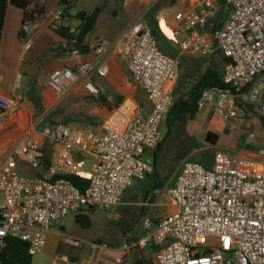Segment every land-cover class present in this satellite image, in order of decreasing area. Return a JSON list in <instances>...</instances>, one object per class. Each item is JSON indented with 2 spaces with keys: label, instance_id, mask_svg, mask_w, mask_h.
Masks as SVG:
<instances>
[{
  "label": "built area",
  "instance_id": "built-area-1",
  "mask_svg": "<svg viewBox=\"0 0 264 264\" xmlns=\"http://www.w3.org/2000/svg\"><path fill=\"white\" fill-rule=\"evenodd\" d=\"M66 8L60 4L54 29L63 23ZM224 8L229 9L228 17L217 27L214 22ZM172 18L173 34H183L178 55L161 48L143 15L116 40L89 44L97 57L110 54L120 59L147 94L149 111L124 101L99 126L48 125L44 134L55 145L49 161L32 139L0 146V251L5 238L13 236L28 242L29 253L35 254L46 243L51 223L85 208L117 206L126 189L152 173L153 163L144 153L154 151L164 139L163 123L175 100L171 83L178 79L184 53L214 58L220 54L226 59L225 86L203 90L199 110L213 107L224 120L238 118L240 112L246 115V105H255L264 114L262 91L254 85L264 74V0H196L190 6H176ZM79 24L66 25L74 33ZM34 27L30 21L21 26L25 51L32 47ZM93 69L100 76L109 72L104 63L95 67L85 61L76 70L54 69L47 84L62 95L80 81L89 95L97 97L101 90L92 78ZM21 100L17 96L6 102L4 111L14 112ZM19 158L31 168H42V174H22ZM69 174L87 178L88 186L81 189ZM169 195L178 208L156 223L144 218L143 232L134 243L140 250L149 243L157 246L155 264H264V161L223 149L215 152L211 168L185 160ZM68 240L79 244L74 237ZM71 263L62 258V264Z\"/></svg>",
  "mask_w": 264,
  "mask_h": 264
},
{
  "label": "rangeland",
  "instance_id": "rangeland-1",
  "mask_svg": "<svg viewBox=\"0 0 264 264\" xmlns=\"http://www.w3.org/2000/svg\"><path fill=\"white\" fill-rule=\"evenodd\" d=\"M73 2L77 8L86 11H93L95 7L101 6L102 11L96 28L102 25L107 26L110 30V37L117 36L138 15L143 14L144 19L157 32V38L166 52L178 55V37L172 34V29L166 26L161 16L169 12L170 8L175 9L173 0H148V3L141 0H73ZM214 60V58L191 53L182 55L174 98L186 95L196 77L209 66L215 65L222 71L223 59L218 56ZM254 85L260 88L264 97V74L256 79ZM120 86L122 91L130 94L129 96H134L143 105H149L145 93L133 82L128 87ZM129 88L130 93H128ZM70 98L61 100L62 103L59 102L53 108L39 107L37 116L42 118L40 123L54 125L69 121L73 124L95 125L94 123L102 121L97 113L92 115L85 109L77 111L71 106L73 99ZM85 99L91 107L100 106L92 98ZM239 114L235 123L226 121L230 130L220 136V144L235 146L239 150L247 149L258 152L262 155H251L248 158L264 161V128L261 119L259 117L246 118L242 112ZM200 115L197 116L194 124H187L188 121H193L187 119L185 122H177L169 127L165 121L162 129L165 134L163 145L148 178L138 184L136 181V185L130 186L124 195L122 204L110 209L97 208L94 212H89L92 220L89 228L82 227L76 221L75 213L51 223L46 243L33 254L32 263L62 264V258H68L76 264L81 262L83 264H131L142 255L155 264L152 243L142 250L134 245L143 232L142 219L147 216L154 218L151 215L158 208L155 209L151 201L157 198L158 193L168 194V189L175 184L180 167L185 160L199 162L206 168H211L214 162L216 150L211 144L207 142L205 144L201 138L199 131L201 127H198ZM46 142L50 145L49 141ZM159 189H161L160 192ZM69 237L78 239L79 244L69 242Z\"/></svg>",
  "mask_w": 264,
  "mask_h": 264
},
{
  "label": "crops",
  "instance_id": "crops-1",
  "mask_svg": "<svg viewBox=\"0 0 264 264\" xmlns=\"http://www.w3.org/2000/svg\"><path fill=\"white\" fill-rule=\"evenodd\" d=\"M71 1L72 6L69 9L71 17L65 18L62 22L69 25H78V18L75 16V14L79 10L84 9L77 8L74 5L73 0ZM141 1L148 3V0ZM195 1L196 0H190L186 3H182L178 0H175L173 6H175V8L176 6H190ZM214 1L215 3L217 2V0ZM40 4H44L45 14L37 22H35L34 31L31 35L32 47L28 51L24 50L22 41L19 37L23 11L13 5H9L7 9L5 26L0 43V146L7 143L21 142L25 139H32L40 144L45 156L52 157L55 145L54 143H52V140L44 134V128H46L48 125H43L42 123H40L42 118H40V116H37L39 107L43 106L45 108H53L59 102H61V100H65L71 97L70 99H73V101L71 102V106L77 111H79L80 109H85L89 111L90 114L94 115L95 113H97L99 117L102 118L101 122L94 123L95 125L99 126L111 115L117 105L121 104L124 101L135 102L145 111H149L151 106L148 97L147 99L149 105L146 106L143 105L142 102H140L134 96H129L130 94L128 95L126 92L122 91L120 85H126L128 87L132 84V82L134 83V81L132 80L126 66L115 55L105 54L97 57L93 50H90L87 53L79 54H74L72 50H70L71 48L69 47V45H66L65 40L54 31V28L52 26L55 14L59 9L60 0H45L44 2H40ZM173 10L174 9L171 10L170 8L169 12L163 13L161 15L164 22L166 23V26L170 29L174 24L172 18ZM128 26H126L119 34H117V36L115 35L111 37L109 36L110 30L107 26H98L95 31L90 34L88 41L89 43H91V45H95L100 39L116 40ZM199 31H205V28L199 27ZM176 37H178L177 40L179 44V54L180 42L183 34ZM159 43L161 42L159 41ZM64 47L66 48L64 49ZM56 52L65 53L54 56L53 53ZM203 57H210L212 59L214 58L211 56ZM220 57L225 63L226 59L223 56ZM85 61L92 63L93 65H95V67H97L99 63H104L109 67V72L106 76H100L94 69L91 71L94 82L99 86L101 90L99 96L94 97L89 95L83 82L80 81L68 87L62 95H57L48 86V76L54 69L69 67L76 70L79 65ZM221 69L223 70V67ZM177 81L178 79L175 82L171 83V86H173V92L175 90ZM139 89L144 92L141 88ZM130 91L131 90L129 88L128 93H130ZM145 95L147 96L146 93ZM17 96H21L22 100L21 102H19L16 110L12 113L5 112L4 106L6 105V102H9ZM101 96H104L106 98L107 104H103L98 101V98ZM87 97L92 98L100 106L91 107L89 102L85 99ZM120 97H122L123 99L119 100ZM199 114L201 115L198 127H201L199 131L201 132L202 140L205 141L206 133L208 131H214L219 134L218 143L216 145H212V147L216 151L218 149H223L230 154L245 158L251 157V155H262L251 150H239V148H236L235 146L220 144V136L224 132L228 133V131L230 130L227 126L228 123L226 121H229V123H235L238 119L234 118L230 120H224L219 117L213 107L208 106L204 109L199 110L196 116L190 119L193 121H188L187 124H194ZM244 117L253 118L257 116L246 115ZM60 123L70 124L69 121ZM46 141H49L50 145H48ZM205 144H207L206 141ZM144 155V158L152 162L154 166V161H156L157 157H155V150H147ZM18 167L19 171L25 175H41L43 170L42 168H31L24 160H22V158H19L18 160ZM147 178L148 176L143 180H137V184L141 181L146 180ZM134 184L136 185V182ZM128 189H126L123 193L122 201L120 202V204L123 203L124 195ZM158 191L160 192L161 189H159ZM151 204L155 209L158 207L151 215L155 219H151V217L147 215L145 216L150 218L155 223L159 222L168 214L178 208L176 203H174L173 199L169 195V189L168 194L166 193L162 195V193H158L157 198L154 201H151ZM138 249L140 250V248ZM74 263L76 264V262H72L71 264ZM80 264H83V262H81Z\"/></svg>",
  "mask_w": 264,
  "mask_h": 264
},
{
  "label": "trees",
  "instance_id": "trees-1",
  "mask_svg": "<svg viewBox=\"0 0 264 264\" xmlns=\"http://www.w3.org/2000/svg\"><path fill=\"white\" fill-rule=\"evenodd\" d=\"M45 0H0V43L2 40L3 29L5 26V19L7 15V9L9 5H13L20 8L23 11V18L21 26L30 21L32 23L37 22L45 14L44 2ZM175 0H173L174 4ZM65 3L67 8L63 15V20L67 17H71L69 9L72 6L71 0H60V4ZM102 11L101 6H97L93 11L87 12L85 10H79L76 13V17L81 21L77 31L74 33L70 31V26L62 23L54 31L65 40L66 45H73L70 50L78 49L81 53H87L90 51V43L88 38L93 31L96 29L97 21ZM229 14V9L224 8L220 11L218 17L215 20V26L221 27L226 21ZM154 33L157 32L153 29ZM22 28L19 30V37L24 35ZM161 44V43H160ZM161 48L166 52L165 48L160 45ZM65 52L53 53L54 56L60 55ZM168 53V52H167ZM217 56H220L217 55ZM216 60V58H215ZM214 60V61H215ZM212 86H225L222 78V71L215 65L209 66L205 71L199 74L195 82L191 85L188 93L174 100L173 106L167 116V123L169 127L173 126L177 122H185L187 119H192L196 116L198 109V100L201 93L206 88ZM123 98L120 97L119 100ZM98 101L107 104V100L104 96L98 98ZM118 106V105H117ZM246 115L257 116L261 119L264 128V114L257 109L255 105H246ZM219 140V134L214 131H208L206 133L205 141L208 144L216 145ZM163 142V141H162ZM162 142L155 149V157L158 155L159 150L162 147ZM48 155V154H47ZM46 161H49V157L45 156ZM155 162V161H154ZM71 179L77 186L84 189L88 186L89 180L85 177L69 174L66 175ZM97 208L90 207L84 209L75 215L76 221L85 228H89L92 224L89 212H94ZM62 228V227H61ZM157 246L152 244V252H155ZM32 254L29 253L28 242L13 236L5 238V245L0 251V264H33ZM131 264H152L148 259L142 255L138 256Z\"/></svg>",
  "mask_w": 264,
  "mask_h": 264
},
{
  "label": "water",
  "instance_id": "water-1",
  "mask_svg": "<svg viewBox=\"0 0 264 264\" xmlns=\"http://www.w3.org/2000/svg\"><path fill=\"white\" fill-rule=\"evenodd\" d=\"M69 47H70V48H72V47H73V45H69ZM65 48H66V47H64V49H65ZM144 156H145V155H144Z\"/></svg>",
  "mask_w": 264,
  "mask_h": 264
}]
</instances>
